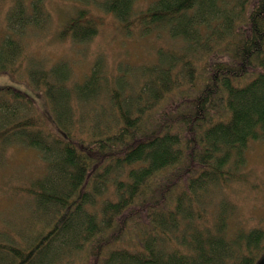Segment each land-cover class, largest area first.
Instances as JSON below:
<instances>
[{
    "label": "trees",
    "instance_id": "obj_1",
    "mask_svg": "<svg viewBox=\"0 0 264 264\" xmlns=\"http://www.w3.org/2000/svg\"><path fill=\"white\" fill-rule=\"evenodd\" d=\"M13 1L0 73L26 64L57 131L0 84V152L23 145L44 164L16 189L25 214L0 225V264H264V226L230 227L247 146L264 140V0H76L62 37L89 40L96 6L174 41L114 74L97 57L81 80L65 60L34 68L21 37L48 13Z\"/></svg>",
    "mask_w": 264,
    "mask_h": 264
},
{
    "label": "rangeland",
    "instance_id": "obj_2",
    "mask_svg": "<svg viewBox=\"0 0 264 264\" xmlns=\"http://www.w3.org/2000/svg\"><path fill=\"white\" fill-rule=\"evenodd\" d=\"M29 2L30 0H25ZM148 0H137L142 6ZM48 16L37 15L34 24H28L22 39L25 57L40 64L50 66L65 60L73 68L72 79L81 80L97 57L107 73L114 74L118 63L139 64L152 61L160 45L171 47L174 41L164 31L143 33L134 25L125 31L119 20L111 13L96 6L88 11L97 26L96 33L87 41L76 42L68 35L62 37L60 30L67 20L80 8L76 0H41ZM13 0H0V38L6 34L7 10ZM30 10V8H28ZM0 84L12 85L29 95L43 125L52 133L57 131L50 114L42 86L30 84L26 64H21L12 74L0 73ZM106 102V101H105ZM246 180L235 183L230 195L237 203L230 227L264 226V140L249 142L246 149ZM44 171L43 160L33 148L23 145L6 147L0 152V225L10 226L17 223L23 214L21 204L29 199L17 193V188L26 184L29 178Z\"/></svg>",
    "mask_w": 264,
    "mask_h": 264
}]
</instances>
